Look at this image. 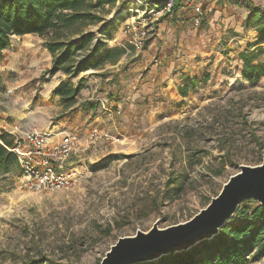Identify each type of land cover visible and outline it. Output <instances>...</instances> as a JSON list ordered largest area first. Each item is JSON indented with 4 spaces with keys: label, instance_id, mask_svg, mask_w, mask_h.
I'll return each instance as SVG.
<instances>
[{
    "label": "rangeland",
    "instance_id": "374dc122",
    "mask_svg": "<svg viewBox=\"0 0 264 264\" xmlns=\"http://www.w3.org/2000/svg\"><path fill=\"white\" fill-rule=\"evenodd\" d=\"M241 3L250 9L247 1ZM115 7L105 5V21L119 14ZM126 20L119 15L112 29H122ZM160 21L147 43L157 35ZM242 23L230 25L229 35L207 42L194 55L191 75L174 74L183 86L196 78L186 98L171 83L168 91L129 97L135 78L128 74L123 77L126 89L115 85L111 98L119 106L114 109L101 90L102 78L90 71L51 76L44 39L13 38L0 64L2 131L14 125L52 128L53 134L66 130L77 132L84 143L83 129L96 114L86 118L97 107L101 120L93 128L108 131L113 140L100 139L74 161L76 179L67 189L28 191L21 188L20 169H0V264H100L118 239L147 232L154 224L165 229L189 221L241 166L262 164L264 78L249 84L240 75L238 55L254 43V30ZM129 56L126 69L134 66ZM55 84H80L75 103L68 107L55 96ZM97 95L107 97L110 114L99 107ZM250 264H264V256Z\"/></svg>",
    "mask_w": 264,
    "mask_h": 264
},
{
    "label": "trees",
    "instance_id": "16d2710c",
    "mask_svg": "<svg viewBox=\"0 0 264 264\" xmlns=\"http://www.w3.org/2000/svg\"><path fill=\"white\" fill-rule=\"evenodd\" d=\"M164 0H155L160 3ZM176 8L182 0H173ZM117 0H0V62L3 53L11 46L13 38L37 35L44 39V47L51 56V67L46 73H62L75 77L103 65L107 55H101L107 45L105 32L119 15L130 7V0H119L115 10H120L110 24L104 20L105 5H115ZM174 10V9H173ZM242 28L253 29L256 40L248 50L238 55L240 75L245 82L254 84L264 78V9L251 6L243 20ZM98 77L105 74L91 73ZM206 79H204V82ZM82 84V81L81 83ZM58 85L53 94L70 107L81 91V85ZM196 78L188 79L178 88L182 98L195 86ZM84 105V104H83ZM93 109V108H92ZM0 134V169H19L16 156L10 151L12 138ZM256 203V202H255ZM264 256V208L240 205L235 215L221 228L212 240L203 241L187 251L161 257L144 264H250ZM26 264H40L31 261Z\"/></svg>",
    "mask_w": 264,
    "mask_h": 264
},
{
    "label": "crops",
    "instance_id": "0c3cea01",
    "mask_svg": "<svg viewBox=\"0 0 264 264\" xmlns=\"http://www.w3.org/2000/svg\"><path fill=\"white\" fill-rule=\"evenodd\" d=\"M213 1L211 4V0H182L171 14L161 18L157 35L147 43L142 53L137 54L130 49L131 56H129L128 60H133L134 66L132 68L126 69L123 67L127 58L124 47H122L124 44L126 46V43L123 44L124 41H122L126 40L122 29L115 30L112 27L108 28L105 32L107 45L101 52V55H107L106 60L101 67L95 71L90 70V72L105 74L104 77H100L102 78L100 83L101 90L108 97L113 109L119 106V102L113 103V98H111L114 91H116L115 85H118V89H126L127 83L123 81V77L128 74H131L135 78L132 81L135 89L133 88L128 91L129 97L134 95L135 98L139 96L146 98L153 89L161 91L166 89L168 91L171 88L169 83L176 90L178 86L182 87L183 84L177 83V77L174 74L180 75V73L189 72L191 75L193 73L191 68L195 63L194 55L207 42H214L218 38L221 41L222 37L230 32V25L243 22L249 14L247 7H244L241 3L243 0ZM239 1L240 4H233V2L239 3ZM245 1L249 3V7L256 6L262 8L261 5H264V0ZM193 5L199 6L203 11L204 16L200 23L195 22L196 13ZM251 34H253V40L255 41L256 32L253 31ZM235 38L233 37L231 40ZM5 52L3 53V57ZM55 87L56 84L52 89ZM97 110V107L90 109V115L86 119H90L94 113L96 116H93L87 125H85L87 120H84L85 128L83 132L85 136L88 135L96 122L101 120V117L96 112ZM3 123L1 122L0 124V132L5 129ZM42 132L47 131L42 129ZM2 133L9 134V131L5 130Z\"/></svg>",
    "mask_w": 264,
    "mask_h": 264
},
{
    "label": "built area",
    "instance_id": "2783aa9c",
    "mask_svg": "<svg viewBox=\"0 0 264 264\" xmlns=\"http://www.w3.org/2000/svg\"><path fill=\"white\" fill-rule=\"evenodd\" d=\"M119 3L117 0L116 5ZM196 23L203 19V11L193 5ZM174 1L164 0H130L126 13L127 20L122 25L126 37L125 55L130 49L140 52L152 37L156 22L173 12ZM8 90L7 94H11ZM95 101L99 107L110 114L107 97L97 95ZM9 135L13 141L10 151L16 156L20 169L22 189L43 193L67 189L75 181L72 172L74 161L94 147L100 139L113 140L106 133L101 134L97 128L91 129L84 143L80 136L72 131H60L56 134L39 131L31 126L14 125Z\"/></svg>",
    "mask_w": 264,
    "mask_h": 264
},
{
    "label": "water",
    "instance_id": "95a60500",
    "mask_svg": "<svg viewBox=\"0 0 264 264\" xmlns=\"http://www.w3.org/2000/svg\"><path fill=\"white\" fill-rule=\"evenodd\" d=\"M115 18L107 19V24ZM247 201L264 208V161L255 167L241 166L206 208L189 221L165 229H158L154 224L147 232L137 231L134 236L118 239L100 264H144L187 251L217 236Z\"/></svg>",
    "mask_w": 264,
    "mask_h": 264
},
{
    "label": "bare ground",
    "instance_id": "6f19581e",
    "mask_svg": "<svg viewBox=\"0 0 264 264\" xmlns=\"http://www.w3.org/2000/svg\"><path fill=\"white\" fill-rule=\"evenodd\" d=\"M47 133H52V128H48Z\"/></svg>",
    "mask_w": 264,
    "mask_h": 264
}]
</instances>
